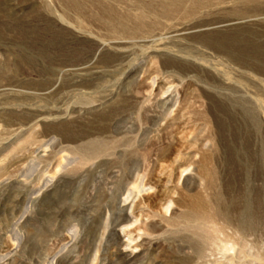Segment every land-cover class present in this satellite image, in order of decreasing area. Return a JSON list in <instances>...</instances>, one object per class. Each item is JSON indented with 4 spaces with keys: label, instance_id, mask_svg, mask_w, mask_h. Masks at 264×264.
Returning <instances> with one entry per match:
<instances>
[{
    "label": "rangeland",
    "instance_id": "374dc122",
    "mask_svg": "<svg viewBox=\"0 0 264 264\" xmlns=\"http://www.w3.org/2000/svg\"><path fill=\"white\" fill-rule=\"evenodd\" d=\"M0 264H264V0H0Z\"/></svg>",
    "mask_w": 264,
    "mask_h": 264
}]
</instances>
